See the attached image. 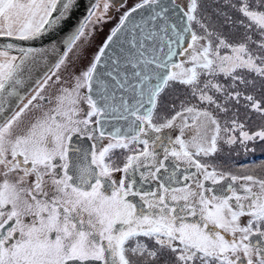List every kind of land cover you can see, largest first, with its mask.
Segmentation results:
<instances>
[{"label":"snow or ice","instance_id":"obj_1","mask_svg":"<svg viewBox=\"0 0 264 264\" xmlns=\"http://www.w3.org/2000/svg\"><path fill=\"white\" fill-rule=\"evenodd\" d=\"M73 4L0 0V264H264V0Z\"/></svg>","mask_w":264,"mask_h":264},{"label":"water","instance_id":"obj_2","mask_svg":"<svg viewBox=\"0 0 264 264\" xmlns=\"http://www.w3.org/2000/svg\"><path fill=\"white\" fill-rule=\"evenodd\" d=\"M97 0H74L73 7L70 9L69 15L65 17L60 25L51 30L48 33H45L41 39L35 41L24 42V46L31 47H43L45 44H48L51 40L60 41L62 38L70 31H72L83 19L87 13L88 9L92 4L96 3ZM35 86L34 81L28 82L27 86L23 88L22 94L26 97L31 89ZM18 102L13 101V107H17Z\"/></svg>","mask_w":264,"mask_h":264},{"label":"flooded vegetation","instance_id":"obj_3","mask_svg":"<svg viewBox=\"0 0 264 264\" xmlns=\"http://www.w3.org/2000/svg\"><path fill=\"white\" fill-rule=\"evenodd\" d=\"M104 2L105 0H97L96 3H99L100 5V7L96 10L97 12L103 11ZM110 3L113 5H119L121 3V0H110ZM134 3L135 0H126V5L129 7L132 6ZM123 10L125 9L120 7H111L109 9V12L107 13L108 18L101 21V23L95 25L96 30L95 33L92 35L90 44L88 46L89 54L94 52L97 46L103 41V39L106 38L109 30L114 26V24L118 20L119 15ZM93 19H95V17ZM29 95H31V92L27 96ZM27 96L25 97V99L27 98ZM219 159L220 162L224 163L228 167H234L236 165H239L237 159L232 156L220 157ZM252 160L250 159L251 162H253ZM262 161L264 162V159H262ZM255 170L257 171L258 174H264V170L262 171H259L258 169Z\"/></svg>","mask_w":264,"mask_h":264},{"label":"rangeland","instance_id":"obj_4","mask_svg":"<svg viewBox=\"0 0 264 264\" xmlns=\"http://www.w3.org/2000/svg\"><path fill=\"white\" fill-rule=\"evenodd\" d=\"M232 157L236 158L238 161V164H255V165H259L261 164L262 159H264V150H261V148L259 146H257L256 151L255 152H249L247 154H245L243 151H240V153L237 155L235 153V151H233ZM221 157H228L227 153L222 154ZM256 157V159H254ZM250 159L253 161L251 162ZM259 171H262V169L257 168Z\"/></svg>","mask_w":264,"mask_h":264},{"label":"trees","instance_id":"obj_5","mask_svg":"<svg viewBox=\"0 0 264 264\" xmlns=\"http://www.w3.org/2000/svg\"><path fill=\"white\" fill-rule=\"evenodd\" d=\"M256 158V157H255Z\"/></svg>","mask_w":264,"mask_h":264}]
</instances>
